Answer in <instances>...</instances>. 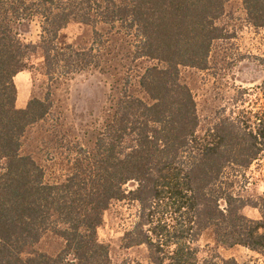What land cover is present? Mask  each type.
<instances>
[{
  "label": "trees",
  "instance_id": "16d2710c",
  "mask_svg": "<svg viewBox=\"0 0 264 264\" xmlns=\"http://www.w3.org/2000/svg\"><path fill=\"white\" fill-rule=\"evenodd\" d=\"M231 1L248 26L264 29V0H0V264H112L97 231L115 202L137 205L122 247H144L148 264H240L216 252L200 258L207 232L217 246L255 256L242 264H264V192L247 195L264 185V83L234 90L201 130L181 76L207 70L214 45L230 39L221 20ZM28 23L39 27L36 44L16 31ZM71 23L92 29L89 47L59 46ZM109 35L127 39L132 62L150 65L125 76L86 146L44 131L46 147L65 157L64 174L46 180L22 153L24 138L48 120L52 85L105 69ZM36 55L47 93L16 109L14 77ZM46 233L64 242L54 257L35 250Z\"/></svg>",
  "mask_w": 264,
  "mask_h": 264
},
{
  "label": "rangeland",
  "instance_id": "374dc122",
  "mask_svg": "<svg viewBox=\"0 0 264 264\" xmlns=\"http://www.w3.org/2000/svg\"><path fill=\"white\" fill-rule=\"evenodd\" d=\"M221 22L229 32L230 39L214 45L208 69H184L181 72L183 81L189 86L197 103L201 130L213 122L219 108L229 103L234 90L255 88L264 83V29L257 30L245 23L244 11L238 1L226 5ZM97 30L103 32L101 28ZM16 31L27 42L37 43L39 27L36 23L21 24L16 27ZM91 41L92 29L76 23L62 30L57 40L60 47L72 45L76 48H87ZM106 48L105 53L110 55L105 59L107 65L104 71L93 69L52 85V109L48 120L34 126L24 138L22 153L32 154L36 163L44 169L46 180L52 181L64 174L65 157L46 147L44 142L47 136L43 135L44 131L53 126V131H59L67 141H77L86 146L94 139L93 129L100 123L108 98L121 89L125 76L129 74L133 77L150 65L147 61H131L127 39L122 36L109 35ZM31 63V70L17 74L13 80L19 103L22 100L28 102L31 98L42 100L47 93L48 82L42 71L40 56L36 55ZM133 86L129 91L143 97L135 83ZM24 104L22 107L25 108ZM15 106L17 109L18 106ZM263 192L264 185L258 184L257 188H250L247 195L253 197ZM250 209H246L245 215L251 219ZM252 212L255 215L253 218H259L256 210ZM136 213V204L115 202L103 214L97 237L100 243L108 247L112 264H148L144 247H122L123 234L130 228ZM197 246L200 258H206L213 252L222 258H234L240 264L255 258L242 248L224 249L217 246L210 232L200 237ZM63 247L62 239L46 233L35 250L54 257Z\"/></svg>",
  "mask_w": 264,
  "mask_h": 264
},
{
  "label": "crops",
  "instance_id": "0c3cea01",
  "mask_svg": "<svg viewBox=\"0 0 264 264\" xmlns=\"http://www.w3.org/2000/svg\"><path fill=\"white\" fill-rule=\"evenodd\" d=\"M14 78H15V77H14ZM24 103H25V104H24ZM26 103H27V100H26V101H23V100H22V103H19L18 98H16V103H15V105L18 106L17 109H23L24 107H22V105H23V104L26 105ZM246 209H247V208L244 209V215H245V211H246ZM250 210H251V211H250L249 214H250L251 216L254 217L255 215H254V212H252V211H255V209H250ZM256 211H257V210H256ZM257 212H258V211H257ZM245 216H246V215H245ZM246 217H248V216H246ZM253 217H251L252 220H258V219L260 218V215H259V218H257V217H256V218H253ZM248 218H249V217H248ZM249 219H250V218H249Z\"/></svg>",
  "mask_w": 264,
  "mask_h": 264
}]
</instances>
